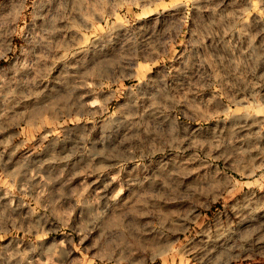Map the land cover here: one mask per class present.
I'll list each match as a JSON object with an SVG mask.
<instances>
[{"label": "rangeland", "instance_id": "rangeland-1", "mask_svg": "<svg viewBox=\"0 0 264 264\" xmlns=\"http://www.w3.org/2000/svg\"><path fill=\"white\" fill-rule=\"evenodd\" d=\"M42 241L264 264V0H0V264Z\"/></svg>", "mask_w": 264, "mask_h": 264}, {"label": "crops", "instance_id": "crops-1", "mask_svg": "<svg viewBox=\"0 0 264 264\" xmlns=\"http://www.w3.org/2000/svg\"><path fill=\"white\" fill-rule=\"evenodd\" d=\"M42 245H47L45 246L46 248L44 249V253H45V261H44V264H52L51 263V259L47 260L48 256H47V253L49 254H52L53 256H56V252H59L58 254V258H59V264H64V260L63 258H65L67 256V249L64 247V245H62V241H60V243H54L53 241H42ZM118 244H123V245H128L129 244V241H108V247H109V253H108V256L111 258V246L114 247L115 245ZM57 244L59 245L60 247V250L57 251V249L55 248L57 246ZM135 245L137 246H143V247H147V241H135L134 242ZM66 264V262H65Z\"/></svg>", "mask_w": 264, "mask_h": 264}]
</instances>
